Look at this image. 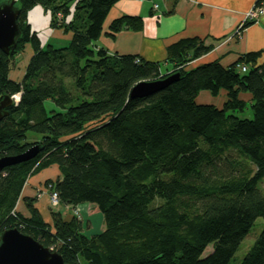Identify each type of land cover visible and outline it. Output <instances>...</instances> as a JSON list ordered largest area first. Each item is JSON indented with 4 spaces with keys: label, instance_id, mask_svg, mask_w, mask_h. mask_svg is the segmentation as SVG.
Segmentation results:
<instances>
[{
    "label": "trees",
    "instance_id": "16d2710c",
    "mask_svg": "<svg viewBox=\"0 0 264 264\" xmlns=\"http://www.w3.org/2000/svg\"><path fill=\"white\" fill-rule=\"evenodd\" d=\"M117 1L15 0L20 35L12 55L0 51V97L18 98L0 121V158L40 150L0 173V233L16 228L64 264H228L255 219L264 220L257 188L264 178L262 52L229 66L217 60L193 66L212 46L185 38L166 49L169 71L137 56L111 55L98 39ZM35 6L48 15L50 29L70 36L65 46L50 38L42 43L31 29L27 16ZM142 27L139 16L123 15L109 31ZM27 47L29 59L15 80L13 60ZM173 73L177 81L161 91L130 98L138 82ZM201 91L224 92L223 105L196 103ZM247 103L252 117L238 118ZM51 165L59 176L44 187L58 204L49 205L47 223L36 197L22 199L26 215L16 204L26 181ZM84 203L102 214L103 231L88 236L79 218L66 219L59 209ZM239 264H264V228Z\"/></svg>",
    "mask_w": 264,
    "mask_h": 264
},
{
    "label": "crops",
    "instance_id": "0c3cea01",
    "mask_svg": "<svg viewBox=\"0 0 264 264\" xmlns=\"http://www.w3.org/2000/svg\"><path fill=\"white\" fill-rule=\"evenodd\" d=\"M255 2L256 0H119L106 15L98 44L111 55H132L144 61L161 63L162 70H168L170 67L165 62L167 47L185 38H197L203 40L205 45L212 46L206 55L191 64L193 66L213 60H217L222 66H229L249 52H262L259 59V63H262L264 7L255 23L245 27L239 37L233 36L235 28L243 21ZM123 15L139 16L143 23L142 30L110 33L111 21ZM27 19L41 41H46L53 34L66 40L70 38L68 34L63 35L60 31H53L48 27V15L39 6L30 10ZM41 21H44V24H41ZM21 75L22 71L12 75V78L19 80ZM240 98L246 102L250 100L246 93L241 94ZM224 101L225 93L222 91L216 97L201 91L196 97V103L217 108H220ZM57 176V166L51 165L30 177L22 189L18 211L26 215L22 199L36 197L34 207L43 220L50 223L49 197L44 182L48 179L54 180ZM86 206L89 215L92 212L91 206ZM63 209V216L69 219L73 215L72 207L64 206ZM79 219L84 228V218L79 216Z\"/></svg>",
    "mask_w": 264,
    "mask_h": 264
},
{
    "label": "water",
    "instance_id": "95a60500",
    "mask_svg": "<svg viewBox=\"0 0 264 264\" xmlns=\"http://www.w3.org/2000/svg\"><path fill=\"white\" fill-rule=\"evenodd\" d=\"M18 15L15 0L0 1V51L7 56L15 52L16 41L20 35ZM178 77V73H173L164 79L138 82L131 88L129 96L132 99L151 96L177 81ZM16 100L8 95L0 97V121L9 115L8 108ZM39 150L35 145L20 155L1 157L0 173L6 167L31 160ZM0 264H64V262L56 251L44 247L16 228H9L0 233Z\"/></svg>",
    "mask_w": 264,
    "mask_h": 264
},
{
    "label": "rangeland",
    "instance_id": "374dc122",
    "mask_svg": "<svg viewBox=\"0 0 264 264\" xmlns=\"http://www.w3.org/2000/svg\"><path fill=\"white\" fill-rule=\"evenodd\" d=\"M44 21H41V24ZM47 27V26H45ZM32 29V26H31ZM47 30V29H46ZM44 33V32H43ZM49 32H47L48 34ZM50 38V37H49ZM51 42H53V44L56 47H60V46H65L69 40H66L65 38H61L58 37L56 34L51 35ZM45 40H42V42H44ZM30 48H26L25 52L21 55H17L15 56L13 61H16V65L12 68L11 73L12 75H17V73H19L22 70V67L25 66L27 60L29 59L30 56ZM15 98V100L18 98L17 95L13 96ZM249 103H247L246 108L241 111V112H236L235 115L240 118V119H250L252 117V113H251V109L249 107ZM35 134L32 132H28L27 133V140H33ZM231 154L233 155H237L236 152L234 151H230ZM238 156V155H237ZM239 157V156H238ZM241 161H245V159H242L241 157H239ZM257 188L258 190L261 192V194L264 196V178L257 184ZM19 202V201H18ZM18 204L20 205V202L16 204V208L18 207ZM87 203L84 204H80L77 205L75 207L74 210H77L78 213L80 214V216H82L84 218V228H83V232L88 235H94L97 234L99 232H101V230H103V216L102 214L97 211V210H92L91 214L89 213V215L87 214ZM18 209V208H17ZM60 210H64L62 208V206H59ZM72 208V211H74ZM24 213H26V211H24ZM264 228V220L261 217H258L255 219L252 227L250 228L248 234L245 236V238L243 239V241L240 243L237 251L235 252L234 256L232 257V259L230 260V262L228 264H239V262L242 260V258L245 256V254L248 252V250L250 249V247L253 245V243L255 242V240L257 239V237L259 236V234L261 233L262 229ZM211 251V245H209L206 250L204 251V256L207 255L209 252Z\"/></svg>",
    "mask_w": 264,
    "mask_h": 264
},
{
    "label": "built area",
    "instance_id": "2783aa9c",
    "mask_svg": "<svg viewBox=\"0 0 264 264\" xmlns=\"http://www.w3.org/2000/svg\"><path fill=\"white\" fill-rule=\"evenodd\" d=\"M258 1L259 4L258 3L254 4L253 7L245 14L243 21L239 25H237V27L234 30L233 36L239 37L246 23L253 24L256 22L258 16L261 14L264 7V0H258ZM239 70L244 72L246 71V67L240 66ZM48 197H49V205L56 206L58 204V199L55 192H48ZM74 209L75 208H73V210ZM73 215L76 216L77 218H79L80 216L77 210L73 211Z\"/></svg>",
    "mask_w": 264,
    "mask_h": 264
}]
</instances>
